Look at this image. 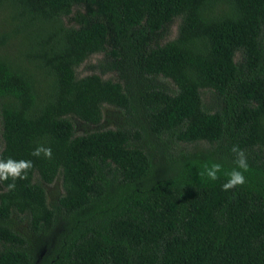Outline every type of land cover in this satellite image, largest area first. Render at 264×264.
Returning <instances> with one entry per match:
<instances>
[{
	"label": "trees",
	"instance_id": "trees-1",
	"mask_svg": "<svg viewBox=\"0 0 264 264\" xmlns=\"http://www.w3.org/2000/svg\"><path fill=\"white\" fill-rule=\"evenodd\" d=\"M0 115V264H264V0H0Z\"/></svg>",
	"mask_w": 264,
	"mask_h": 264
},
{
	"label": "rangeland",
	"instance_id": "rangeland-1",
	"mask_svg": "<svg viewBox=\"0 0 264 264\" xmlns=\"http://www.w3.org/2000/svg\"><path fill=\"white\" fill-rule=\"evenodd\" d=\"M178 24H179V20H175V22L170 27V31H169L167 38L162 40L163 42L174 40L177 37ZM102 59H103L102 54L91 56L83 65H81L78 68L77 74L80 77H84V76H87L93 73H101V71L97 68V65L100 63ZM104 76L105 78H109L112 75L105 74ZM170 85L172 86L171 83ZM125 121H126V117L124 116V114H122V112H120L119 109H116L111 105H106V108L103 113V120L101 124L99 125L86 124L85 122H82L80 120H77L75 124L77 127V134H85L87 132H92L95 130L115 128L116 126L123 124ZM2 132H3V124H2V119L0 115V153L3 151L4 146H5ZM50 192L56 193L55 189L50 190Z\"/></svg>",
	"mask_w": 264,
	"mask_h": 264
}]
</instances>
